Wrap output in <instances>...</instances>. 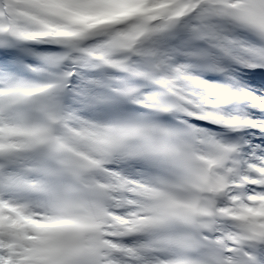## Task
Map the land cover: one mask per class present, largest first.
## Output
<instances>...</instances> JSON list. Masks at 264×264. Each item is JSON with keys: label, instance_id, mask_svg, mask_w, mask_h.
<instances>
[{"label": "snow or ice", "instance_id": "obj_1", "mask_svg": "<svg viewBox=\"0 0 264 264\" xmlns=\"http://www.w3.org/2000/svg\"><path fill=\"white\" fill-rule=\"evenodd\" d=\"M0 264H264V0H0Z\"/></svg>", "mask_w": 264, "mask_h": 264}, {"label": "rangeland", "instance_id": "obj_2", "mask_svg": "<svg viewBox=\"0 0 264 264\" xmlns=\"http://www.w3.org/2000/svg\"><path fill=\"white\" fill-rule=\"evenodd\" d=\"M247 71H248V68H244V69L242 70V73H241L245 78H247V75H248ZM247 82H248L249 84H252L251 80H247ZM254 86H256V85L254 84L253 87H254Z\"/></svg>", "mask_w": 264, "mask_h": 264}]
</instances>
